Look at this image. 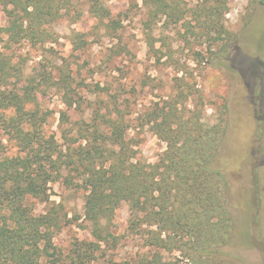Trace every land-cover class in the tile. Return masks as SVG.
Instances as JSON below:
<instances>
[{
	"label": "trees",
	"instance_id": "16d2710c",
	"mask_svg": "<svg viewBox=\"0 0 264 264\" xmlns=\"http://www.w3.org/2000/svg\"><path fill=\"white\" fill-rule=\"evenodd\" d=\"M144 2L166 20L183 18L175 0ZM216 2L209 10L200 9L212 27L207 34L211 48L218 46L209 49L213 59L228 56L234 44L216 18L223 0ZM252 3L264 5V0ZM0 11L6 22L0 26V264H97L104 258L103 246L116 240L111 221L123 202L128 204L127 230L134 236L145 234V246L154 251L123 264H237V255L229 251V187L216 166L221 123L204 122L194 114L185 118L184 111L179 114L181 105L154 109L140 126L148 125L165 150L154 164L137 160L122 103L108 84L84 87L67 67L59 68L57 77L43 66L26 73L17 53L25 45L54 44V26L65 18L79 20L83 12L112 26L103 2L0 0ZM257 66L253 62L251 70L257 72ZM87 88L85 111L80 92ZM50 90L59 94L65 108L57 132L47 129L48 117L37 102ZM70 113L78 118L71 120ZM53 184L82 193V215L75 220H82L92 238L75 242L66 253L52 243L54 232L69 222L62 204L52 202L40 214L29 205L30 200L48 204ZM261 251L264 264V247Z\"/></svg>",
	"mask_w": 264,
	"mask_h": 264
},
{
	"label": "rangeland",
	"instance_id": "374dc122",
	"mask_svg": "<svg viewBox=\"0 0 264 264\" xmlns=\"http://www.w3.org/2000/svg\"><path fill=\"white\" fill-rule=\"evenodd\" d=\"M101 1L112 26L91 18L84 9L79 20H60L54 26V44L18 49L26 73L43 66L57 77L59 68L67 67L84 87L108 84L122 103L131 127L127 138L138 149L136 158L146 164H154L166 146L148 125L140 126L142 117L154 109L181 105L179 114L184 111L185 118L194 114L201 121L221 123L224 130L216 166L229 187V251L237 255V264H263L264 5L255 6L252 0H223L216 18L233 35L234 44L228 56H215L214 60L209 49L218 46L211 48L207 34L212 27L200 9H211L216 0H175L183 14L177 23L155 15L154 6L144 0ZM5 23L0 11V26ZM253 62L261 66L257 72L251 70ZM87 91L80 92L84 100ZM37 102L48 117L47 129L57 132L59 113L65 109L59 94L46 91ZM81 107L88 111L89 103L85 100ZM71 113V120H76ZM83 118L88 120V112ZM7 149L13 151L10 146ZM49 201L30 200L29 205L34 214H40L52 202L62 204L69 222L53 234L52 243L58 250L66 253L75 242L92 241L81 227L82 220H75L82 215L81 192L53 184ZM128 222V204L123 202L111 221L116 240L103 246L106 252L97 264H123L131 257L152 255L153 249L145 246V234H130Z\"/></svg>",
	"mask_w": 264,
	"mask_h": 264
}]
</instances>
